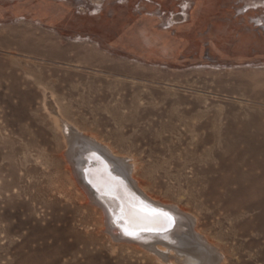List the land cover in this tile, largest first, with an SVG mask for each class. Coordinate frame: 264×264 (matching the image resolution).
Instances as JSON below:
<instances>
[{"label": "rangeland", "instance_id": "374dc122", "mask_svg": "<svg viewBox=\"0 0 264 264\" xmlns=\"http://www.w3.org/2000/svg\"><path fill=\"white\" fill-rule=\"evenodd\" d=\"M60 117L264 264V0H0V264H181L112 237Z\"/></svg>", "mask_w": 264, "mask_h": 264}, {"label": "bare ground", "instance_id": "6f19581e", "mask_svg": "<svg viewBox=\"0 0 264 264\" xmlns=\"http://www.w3.org/2000/svg\"><path fill=\"white\" fill-rule=\"evenodd\" d=\"M189 115L188 111L179 115L171 114L168 118L185 124L183 118ZM56 122L64 131L67 156L72 162L74 174L91 202L101 208L105 217L102 218L105 219L107 230L112 232V237L137 242L168 261L224 264L225 255L222 251L208 238L198 235V220H191L194 216L190 218L188 211L185 213L181 208L166 206L172 203L165 202V205L148 194L136 177L137 163L132 159L127 161L129 157L117 156L110 147L106 150L97 139L81 133L64 118H57ZM201 122L202 127L209 125L207 121ZM223 136L219 124L205 137L204 142H220ZM212 153L216 154L217 150L208 152L210 156ZM156 243L168 248L154 245ZM179 256L185 260H180Z\"/></svg>", "mask_w": 264, "mask_h": 264}]
</instances>
